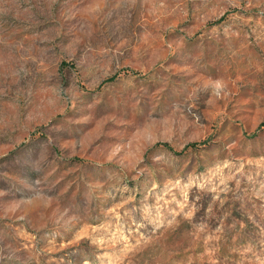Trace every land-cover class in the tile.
Segmentation results:
<instances>
[{
	"label": "rangeland",
	"instance_id": "obj_1",
	"mask_svg": "<svg viewBox=\"0 0 264 264\" xmlns=\"http://www.w3.org/2000/svg\"><path fill=\"white\" fill-rule=\"evenodd\" d=\"M0 264H264V0H0Z\"/></svg>",
	"mask_w": 264,
	"mask_h": 264
},
{
	"label": "trees",
	"instance_id": "obj_2",
	"mask_svg": "<svg viewBox=\"0 0 264 264\" xmlns=\"http://www.w3.org/2000/svg\"><path fill=\"white\" fill-rule=\"evenodd\" d=\"M166 146H169V144L168 143H164ZM197 146H199V144L198 143H191V144H189L188 146H187V148L188 147H197Z\"/></svg>",
	"mask_w": 264,
	"mask_h": 264
}]
</instances>
